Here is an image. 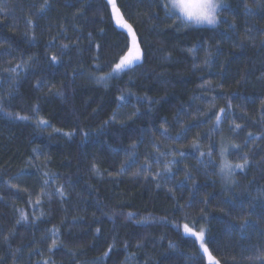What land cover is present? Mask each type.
Instances as JSON below:
<instances>
[{"label":"trees","instance_id":"trees-1","mask_svg":"<svg viewBox=\"0 0 264 264\" xmlns=\"http://www.w3.org/2000/svg\"><path fill=\"white\" fill-rule=\"evenodd\" d=\"M228 2L115 0L143 58L109 79L107 0H0V264H212L184 224L264 264V0Z\"/></svg>","mask_w":264,"mask_h":264},{"label":"snow or ice","instance_id":"snow-or-ice-1","mask_svg":"<svg viewBox=\"0 0 264 264\" xmlns=\"http://www.w3.org/2000/svg\"><path fill=\"white\" fill-rule=\"evenodd\" d=\"M109 3L112 5V8L116 14L117 23L122 28H126L131 35L130 46L126 48L125 53L122 54V56L119 58V61L112 67L113 73H119L127 69H131L138 62H140L143 58V52L138 43L135 32L120 15L119 10L116 7L115 0H109ZM163 7L165 9L166 15H175V13H179V16L176 18H183V20L193 22L196 25L214 26L218 23L217 13L221 8V3L219 2V0H165ZM53 59H55V57H53ZM103 79L104 78L102 77L101 80ZM220 111L223 112V109H221ZM21 118L26 119V117ZM216 119L217 121H219L220 117L217 116ZM41 122L43 123V121ZM224 151H226V149ZM223 154L224 152L222 151L221 155ZM201 155H203V153H201ZM245 164H247L246 158L243 164L236 165H233L231 162L225 159V161L221 165V172H223L226 177H230L231 175H233L234 168L242 169ZM183 228L186 233L196 237L200 241V247L203 252L207 254L208 260L211 261L212 264H219V260H217L211 254L204 242L205 230L201 228L199 232H196L193 231V229L190 228L187 224H184Z\"/></svg>","mask_w":264,"mask_h":264},{"label":"rangeland","instance_id":"rangeland-1","mask_svg":"<svg viewBox=\"0 0 264 264\" xmlns=\"http://www.w3.org/2000/svg\"><path fill=\"white\" fill-rule=\"evenodd\" d=\"M108 1V3H109V0H107ZM219 2L221 3V8L218 10V12L220 11V10H222V9H224V8H227L228 6H229V2H228V0H219ZM109 5L111 6V12H112V15H113V19H114V21L115 22H117V17H116V14H115V12H114V10H113V8H112V5L109 3ZM178 16H179V13H176ZM217 15H218V13H217ZM183 19V18H182ZM186 21V20H185ZM187 22H189L190 24H192L193 26H203V27H215V26H217V24L216 25H214V26H208V25H196V24H194L193 22H190V21H187ZM117 25L119 26V27H121L118 23H117ZM124 31H126L128 34H129V32H128V30L127 29H123ZM129 36H130V43H131V35L129 34ZM139 63V62H138ZM124 72V71H123ZM123 72H119V73H113L112 71L109 73V74H111V75H107V77L109 78V79H111V78H114V77H117V76H119L121 73H123ZM94 79V78H93ZM95 80H97V81H101V82H104L106 79H103V80H101V78H95ZM225 161V159L223 160V162ZM243 169V168H242ZM242 169H239V168H234L233 169V173H235L236 171H239V170H242ZM223 173V172H222ZM223 175H224V177H225V179L226 180H228V178H230V177H226V175L223 173Z\"/></svg>","mask_w":264,"mask_h":264}]
</instances>
